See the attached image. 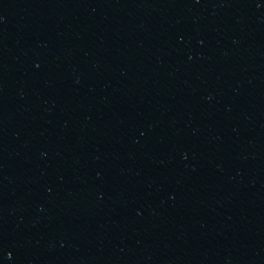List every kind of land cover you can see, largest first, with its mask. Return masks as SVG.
Segmentation results:
<instances>
[{
  "label": "water",
  "instance_id": "1",
  "mask_svg": "<svg viewBox=\"0 0 264 264\" xmlns=\"http://www.w3.org/2000/svg\"><path fill=\"white\" fill-rule=\"evenodd\" d=\"M0 264H264V0H0Z\"/></svg>",
  "mask_w": 264,
  "mask_h": 264
}]
</instances>
